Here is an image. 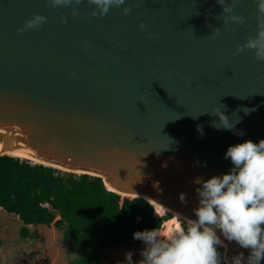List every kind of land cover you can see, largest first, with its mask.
Listing matches in <instances>:
<instances>
[{
  "label": "water",
  "instance_id": "1",
  "mask_svg": "<svg viewBox=\"0 0 264 264\" xmlns=\"http://www.w3.org/2000/svg\"><path fill=\"white\" fill-rule=\"evenodd\" d=\"M124 6L101 17L91 15L87 0L67 8L0 0V144L99 175L122 196L195 219L199 185L192 181L227 173L230 145L264 139V62L252 50L236 52L256 34L257 0H236L246 21L227 27L217 0ZM34 14L47 22L19 31ZM214 109L240 119L236 129L245 135L210 126L219 117L204 113ZM197 160L207 166L194 167ZM224 244L229 264L237 253L249 254L235 241Z\"/></svg>",
  "mask_w": 264,
  "mask_h": 264
},
{
  "label": "clouds",
  "instance_id": "2",
  "mask_svg": "<svg viewBox=\"0 0 264 264\" xmlns=\"http://www.w3.org/2000/svg\"><path fill=\"white\" fill-rule=\"evenodd\" d=\"M82 2L46 0L50 8L79 6ZM125 3L126 0H87V4L93 7L91 15L101 17L107 15L111 8H121ZM217 3L222 6L225 27L229 23H245L246 17L235 11L236 0L231 3L217 0ZM257 9L260 22L256 34L237 44L236 52L252 50L255 59L264 62V0H257ZM130 11V7H123L125 15ZM71 15L76 17L80 13L72 8ZM47 20L48 17L42 14H34L19 31L39 28ZM61 21L67 23V17L62 16ZM144 27L141 23L140 28ZM211 31L213 36L221 35V28L211 27ZM209 113L219 117V121H211L210 126L217 130L233 131L238 136L245 135L243 130L236 129L240 119L230 120L223 111L216 109L204 114ZM197 130L203 136V126L198 125ZM224 159H230L232 164L227 173L213 175L206 180L196 177L192 181L199 185L196 188L198 204L193 209L195 219L177 213V218L184 221L186 226H179L175 233L167 237H162L158 228L133 233V239L144 244L140 252L141 260L136 264H221V254L217 249L225 246V240L235 241L241 248L249 250L247 257L243 252L237 253L230 264L264 262V139L230 145ZM193 166L207 165L197 160ZM179 200L181 204L188 203L185 193L179 194ZM132 255V252L125 254L127 264H133Z\"/></svg>",
  "mask_w": 264,
  "mask_h": 264
},
{
  "label": "trees",
  "instance_id": "3",
  "mask_svg": "<svg viewBox=\"0 0 264 264\" xmlns=\"http://www.w3.org/2000/svg\"><path fill=\"white\" fill-rule=\"evenodd\" d=\"M0 206L23 221L22 236H39L29 224L54 223L64 230L65 240L79 252L72 264H99L107 249L133 238L136 231L160 230L169 219L168 214L158 215L149 199L109 189L99 175L8 153L0 154ZM217 250L221 264H229L225 247Z\"/></svg>",
  "mask_w": 264,
  "mask_h": 264
},
{
  "label": "rangeland",
  "instance_id": "4",
  "mask_svg": "<svg viewBox=\"0 0 264 264\" xmlns=\"http://www.w3.org/2000/svg\"><path fill=\"white\" fill-rule=\"evenodd\" d=\"M162 214L173 217V213L168 211ZM183 222L180 220L181 224ZM22 225L23 221L17 214L0 206V238L3 239V244L0 245V264H72L79 255L65 240L64 230L54 223L29 224L32 230L39 231V236L34 238L21 235ZM166 227L164 225L161 229L166 230ZM161 236L167 237L164 231ZM143 248L141 241L128 239L115 248L107 249L99 264H127V252H132L133 264H136L141 260L140 252Z\"/></svg>",
  "mask_w": 264,
  "mask_h": 264
},
{
  "label": "bare ground",
  "instance_id": "5",
  "mask_svg": "<svg viewBox=\"0 0 264 264\" xmlns=\"http://www.w3.org/2000/svg\"><path fill=\"white\" fill-rule=\"evenodd\" d=\"M1 141H3V139L0 137V142ZM0 153H8V154H11L14 156H19L22 158H29L35 162H41V163L47 164L46 162H44L40 159L33 158V157L29 156L28 154H26L22 151H19V150L15 149L14 147H11V146L6 145V144H4L3 146H1V144H0ZM55 167L65 169V168H62V167L57 166V165H55ZM155 211H156V213L158 211V213L162 214V213L167 212L168 210L165 208H162L158 205H155ZM164 225H167L166 230L160 229L159 231H160V233L164 231L165 234L168 236V235L172 234L173 231L175 232L177 230V225L181 226L182 224L180 223V220L177 218V213H173V217L165 220Z\"/></svg>",
  "mask_w": 264,
  "mask_h": 264
},
{
  "label": "snow or ice",
  "instance_id": "6",
  "mask_svg": "<svg viewBox=\"0 0 264 264\" xmlns=\"http://www.w3.org/2000/svg\"><path fill=\"white\" fill-rule=\"evenodd\" d=\"M179 227V225H177V228Z\"/></svg>",
  "mask_w": 264,
  "mask_h": 264
}]
</instances>
